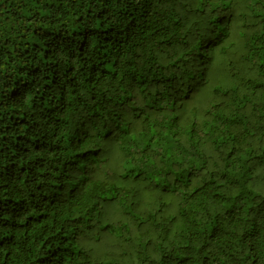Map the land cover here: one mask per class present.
<instances>
[{"label": "trees", "instance_id": "16d2710c", "mask_svg": "<svg viewBox=\"0 0 264 264\" xmlns=\"http://www.w3.org/2000/svg\"><path fill=\"white\" fill-rule=\"evenodd\" d=\"M0 264H264V0H0Z\"/></svg>", "mask_w": 264, "mask_h": 264}]
</instances>
